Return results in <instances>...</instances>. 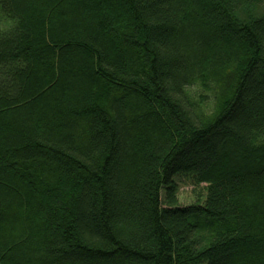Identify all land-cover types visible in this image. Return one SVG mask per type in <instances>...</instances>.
<instances>
[{"label": "trees", "instance_id": "16d2710c", "mask_svg": "<svg viewBox=\"0 0 264 264\" xmlns=\"http://www.w3.org/2000/svg\"><path fill=\"white\" fill-rule=\"evenodd\" d=\"M0 6V264H264V0Z\"/></svg>", "mask_w": 264, "mask_h": 264}, {"label": "rangeland", "instance_id": "374dc122", "mask_svg": "<svg viewBox=\"0 0 264 264\" xmlns=\"http://www.w3.org/2000/svg\"><path fill=\"white\" fill-rule=\"evenodd\" d=\"M3 10L0 6V30L8 29L12 23L2 16ZM4 14V13H3ZM226 75V74H225ZM208 89L198 83L189 89V93L196 102L201 101L202 97H208L201 107V113L209 116L215 112L217 99L224 96L229 90L227 84L220 85L218 82L212 81L208 84ZM174 181L178 186V199L181 207H190L196 204H205L207 200L208 183H199L193 175L178 174L174 177ZM164 194V193H163Z\"/></svg>", "mask_w": 264, "mask_h": 264}]
</instances>
